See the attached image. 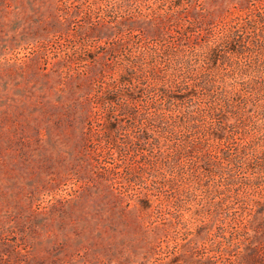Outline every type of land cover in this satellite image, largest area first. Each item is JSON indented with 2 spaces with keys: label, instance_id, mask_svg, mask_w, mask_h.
Wrapping results in <instances>:
<instances>
[{
  "label": "rangeland",
  "instance_id": "1",
  "mask_svg": "<svg viewBox=\"0 0 264 264\" xmlns=\"http://www.w3.org/2000/svg\"><path fill=\"white\" fill-rule=\"evenodd\" d=\"M173 1L181 4L178 12H172ZM246 5L0 0V264H264L247 244L212 239L221 216L198 215L200 220L174 226L141 208L144 190L127 182L125 170L155 153L151 146L145 154H108L105 144L102 163L88 147L90 98L98 81L118 77L125 55L145 54L144 77L150 69L165 72L171 57L158 62L151 53H201L219 33V22L245 15ZM257 5L252 7L264 10V0ZM157 17L171 19L174 29L158 30L147 20ZM217 72L241 78L232 68L219 66ZM150 84L145 77L143 86ZM150 100L143 96L137 103L142 112ZM116 161L121 173L111 175L103 166ZM150 194L156 202L158 191ZM180 211L183 219L190 214ZM258 220H242L250 228V246L264 243Z\"/></svg>",
  "mask_w": 264,
  "mask_h": 264
},
{
  "label": "trees",
  "instance_id": "2",
  "mask_svg": "<svg viewBox=\"0 0 264 264\" xmlns=\"http://www.w3.org/2000/svg\"><path fill=\"white\" fill-rule=\"evenodd\" d=\"M261 1L244 0L248 12L221 20L219 33L201 53L161 48L151 53L155 61L171 57V62L165 72L147 71L150 86H143L140 72L145 54L125 55L118 77L97 82L87 127L88 147L99 163L105 159V144L108 154H145L146 146L156 150L125 170L127 182L144 190L139 201L151 216L174 226L200 220L198 215L221 216L212 239L235 247L247 244L251 256H264V243L250 246V228L242 222L253 217L264 226V60L255 57L264 56V10L252 7ZM172 4V12H178L181 4ZM147 20L158 30L174 29L168 17ZM219 66L232 68L241 78L217 72ZM143 96L151 100L142 112L137 103ZM119 166L116 161L103 167L117 175ZM153 190L159 194L156 202ZM196 192L201 199L193 198ZM180 209L189 211L188 217L183 219ZM236 213L238 219L231 217Z\"/></svg>",
  "mask_w": 264,
  "mask_h": 264
}]
</instances>
